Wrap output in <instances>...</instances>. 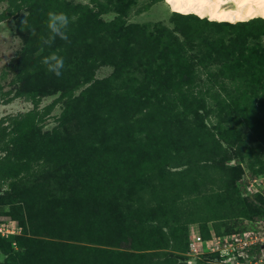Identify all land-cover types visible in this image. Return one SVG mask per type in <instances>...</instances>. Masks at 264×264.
Wrapping results in <instances>:
<instances>
[{"label": "trees", "instance_id": "16d2710c", "mask_svg": "<svg viewBox=\"0 0 264 264\" xmlns=\"http://www.w3.org/2000/svg\"><path fill=\"white\" fill-rule=\"evenodd\" d=\"M6 1L13 7L8 16L26 10L16 25L21 36H29L25 53L10 66L18 92L34 107L41 97L57 93L45 110L59 99L60 126L75 120L80 127L73 136L58 129L41 131L30 111L9 122L0 179L9 181L4 201L23 233L12 236L14 246H0L3 264H154L148 250L168 245L163 228L170 209L158 201L149 209L135 208L137 191L152 173L161 174L172 163V155L181 159L210 143L220 148L221 141L238 146L241 133L235 124H253L256 111L263 116L254 123L264 128V16L219 21L172 4L173 26L168 27L161 20L127 22L132 8L141 13L164 0L140 5L138 0ZM48 11L69 15L70 43L59 38L51 46L41 43L40 36L49 35ZM110 12L112 19L102 17ZM52 52L65 61L60 77L41 62ZM100 65L113 67L108 77L95 78ZM209 113L215 122L208 126ZM26 178L31 184L20 187ZM188 186L196 189L197 179L190 177ZM224 191L228 196L211 194L217 203L232 197L239 208L230 210L247 221L255 218L250 215L254 210L246 208L250 199L241 198L239 188L227 185ZM216 207L210 208L212 217H218ZM260 209L264 212V206ZM211 219L205 216L198 224L203 237L209 236ZM154 221L161 223L143 226ZM188 221L195 220H182L185 251ZM48 234L67 241L47 240ZM119 244L134 250L100 246Z\"/></svg>", "mask_w": 264, "mask_h": 264}, {"label": "rangeland", "instance_id": "374dc122", "mask_svg": "<svg viewBox=\"0 0 264 264\" xmlns=\"http://www.w3.org/2000/svg\"><path fill=\"white\" fill-rule=\"evenodd\" d=\"M70 1L86 2V0ZM146 1L147 0H138V5ZM171 2L172 3L168 0H164L154 3L148 10L141 13H135L134 7L130 11L127 22L142 23L161 20L168 27H172L173 24L170 22V17L174 12L172 4L174 7L177 6L181 10L183 9L178 6L176 2ZM9 8L13 9V7H9L6 0H0V156L3 154L1 150L3 142L9 136V122L14 118L18 119L23 117V115L29 111L31 112L30 116L35 117L36 124L40 126L39 128L41 131L58 129L61 131V134L65 136H73L79 133L80 127L79 123L75 120L68 121L64 128L60 126V124H63L60 119L63 103L59 99H55L57 100L56 103L45 110V106L57 97V93H51L41 97L39 104L34 107L33 103L26 95H21L18 92L17 89L20 87V84L16 82L15 70H10V66L14 59L24 55L26 39L29 38V36L23 37L16 30L17 18L19 15L26 13L25 8H21V10L8 16ZM202 15L206 16L204 13ZM113 16V12L102 15V17L107 20L112 19ZM40 50L41 49H38L32 53L35 55L39 53ZM112 70L113 67L110 65H100L95 70L94 76L95 78H105L111 74ZM80 89H82V87L75 90L74 94H77ZM255 106H257V102H255ZM258 116H263V114L256 111L255 117L251 121L253 124H249V126L248 124H235L241 133V139L237 142L239 144L238 146H227L221 141L222 147L220 148L217 144L214 147V143H210V146L204 149L202 148V150H198V152H193L192 155H184L181 159L177 156L173 158L172 155V163L168 166H164L161 174H157V172L152 173L145 188L137 191L136 198L133 200L135 201V208L139 206L144 209H149L150 206L155 205L158 201L170 209L167 225L163 228L167 235L168 245L164 248L148 250V252H151L149 259L152 263H216L214 261L212 262L213 256H202L193 263H187L185 261L187 257L184 255L185 250L182 249L183 243L181 239L183 233L182 220L184 219L195 220V222H186L188 226L187 233L191 225L195 227L198 226L201 219L205 216L213 218L209 221L212 223L211 227L213 228V233L216 235L228 234L225 232L235 231L244 225L247 227L246 229L261 231L258 227V223L262 226L264 225V212L260 209L261 206H264V172H257L256 170H258L260 166L264 169V128L254 123V120L257 119ZM204 122L208 126L214 124L215 120L213 114L209 113ZM250 148H252L251 151ZM237 160H239L238 163ZM33 167L35 168V165H33ZM161 175L162 178L159 177ZM38 177L39 175H36L34 178ZM190 177H195L198 181V186L194 190L188 186ZM31 179L33 178L31 177L30 180ZM27 180L29 179L26 178V182L21 183L20 187L24 188L30 185L31 181ZM163 184L166 185L165 188ZM171 184H173L174 187L169 188ZM227 185L239 188V196L241 198L248 196L250 203H246V208L254 210L250 212V215L253 217L255 216V218L251 217V221H247L248 219L238 215L236 210L239 206L236 205V201L234 202L232 200V197H227L222 202V205L215 201L214 196L211 194L222 191L224 196H228V193L224 191ZM7 190H9V181L7 179H0V246L8 243L14 246L12 236L14 234L23 233L20 225L21 223L9 216L10 206L4 201ZM186 190H189V193L185 196L186 192L184 191ZM163 191H165V195H163ZM175 195L180 196L178 198ZM204 196H209L210 200L206 201ZM233 198H236V193L234 192ZM212 206H217L216 208L218 211L216 213L218 217H212L211 214L214 215L215 213L210 210ZM232 207L236 210H230ZM159 222L161 223V221L148 222L143 226L150 227ZM25 234L26 236L31 235L27 230ZM256 234L260 235L258 232H256ZM45 239L67 241L66 239L54 238L50 234L46 235ZM45 246L47 248L51 247L49 244ZM100 246L124 251L134 250L129 248L127 244H119V246ZM54 250L55 249L52 248V252H54ZM261 252L264 253V250H261ZM5 256L6 255L0 248V264H3Z\"/></svg>", "mask_w": 264, "mask_h": 264}, {"label": "built area", "instance_id": "2783aa9c", "mask_svg": "<svg viewBox=\"0 0 264 264\" xmlns=\"http://www.w3.org/2000/svg\"><path fill=\"white\" fill-rule=\"evenodd\" d=\"M258 225L260 232L246 229L216 235L208 223V237L202 236L198 226L191 225L188 246L184 252L187 257L185 261L193 263L202 256H213L212 262L223 264H264V253L261 252L264 250V225Z\"/></svg>", "mask_w": 264, "mask_h": 264}, {"label": "bare ground", "instance_id": "6f19581e", "mask_svg": "<svg viewBox=\"0 0 264 264\" xmlns=\"http://www.w3.org/2000/svg\"><path fill=\"white\" fill-rule=\"evenodd\" d=\"M186 12H203L219 21H235L264 16V0H169Z\"/></svg>", "mask_w": 264, "mask_h": 264}, {"label": "clouds", "instance_id": "9594fccd", "mask_svg": "<svg viewBox=\"0 0 264 264\" xmlns=\"http://www.w3.org/2000/svg\"><path fill=\"white\" fill-rule=\"evenodd\" d=\"M47 19L45 20L46 27L49 35L47 38L40 36L41 43L43 45L51 46L54 41L59 38L60 40L70 43L67 29L71 23L70 17L64 11H48L46 13ZM27 20L22 21V25L26 24ZM31 35H36V29L31 30ZM42 64L46 66V70L56 77L62 76V70L65 67V61L62 56L57 52H52L49 55L43 57Z\"/></svg>", "mask_w": 264, "mask_h": 264}]
</instances>
